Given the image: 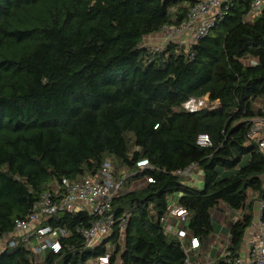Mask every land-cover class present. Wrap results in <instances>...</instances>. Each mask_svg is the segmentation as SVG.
Returning <instances> with one entry per match:
<instances>
[{
	"label": "trees",
	"instance_id": "trees-1",
	"mask_svg": "<svg viewBox=\"0 0 264 264\" xmlns=\"http://www.w3.org/2000/svg\"><path fill=\"white\" fill-rule=\"evenodd\" d=\"M198 1L0 0V236L51 182L95 174L110 158L116 178L130 172L125 185L153 179L115 198L110 264H185L183 244L164 228L170 196L187 209L202 252L216 233L212 210L238 211L215 264L240 255L255 203H264V150L248 137L264 117V10L249 19L252 0H234L189 50L143 44ZM206 95V108L182 107ZM201 133L210 147L197 143ZM144 158L153 168L139 171ZM189 168L202 172V187L178 173ZM92 219L64 213L46 223L75 237ZM74 237L43 264H90L105 253ZM0 264L37 263L21 245L0 252Z\"/></svg>",
	"mask_w": 264,
	"mask_h": 264
},
{
	"label": "built area",
	"instance_id": "built-area-1",
	"mask_svg": "<svg viewBox=\"0 0 264 264\" xmlns=\"http://www.w3.org/2000/svg\"><path fill=\"white\" fill-rule=\"evenodd\" d=\"M234 0H199L193 5L180 25H165L160 32L161 40L155 49L159 50L173 42L178 46L189 50L199 39L207 36L215 25L229 9ZM264 10V0H252L248 18L257 16ZM154 35V34H153ZM152 36V35H151ZM151 48V47H150ZM256 59L245 58L246 63H255ZM208 96L202 98H190L182 107L189 112L198 111L207 107ZM218 102H215L217 105ZM212 105L211 107H216ZM248 137L258 141L264 150V117L252 120ZM197 143L202 147H210L211 138L206 133L199 134ZM139 171L153 168L147 158L137 161ZM192 168L178 171L184 176H190ZM130 176L125 172L122 178H116L113 173L112 160L106 159L102 167L95 174H89L79 180L61 178L54 180L41 197L33 204L25 217L17 219L13 231L0 236V252L17 246H25L34 257V262L43 264L46 260L47 251L58 254L62 251L63 241L74 237L73 232L65 227H53L46 221L54 216L64 213L84 212L93 217L87 228H78L76 239L83 240V249H95L105 247V253L93 257L90 264H110L114 245L111 237L114 234L115 211L113 202L120 194L124 180ZM143 183L152 182L148 177ZM221 203L212 210L216 211L223 207L221 220L222 227L228 230L235 219L240 215L238 211ZM263 201H257L254 208V218L248 230L244 253L237 256L232 264H264V225L261 222ZM213 215V214H212ZM217 216V220H220ZM126 220L121 225L119 241H124L123 231ZM164 228L168 234L181 241L185 252V264H215V259L207 255L205 261L201 260L200 239L188 228V211L185 207L177 204V197H169L168 209L164 216ZM224 241L220 248L223 255L228 242V234L223 236ZM191 254L196 256L192 259Z\"/></svg>",
	"mask_w": 264,
	"mask_h": 264
},
{
	"label": "rangeland",
	"instance_id": "rangeland-1",
	"mask_svg": "<svg viewBox=\"0 0 264 264\" xmlns=\"http://www.w3.org/2000/svg\"><path fill=\"white\" fill-rule=\"evenodd\" d=\"M160 40H161L160 33H154V35L149 36V37H146L144 39L143 44L145 46L151 47L152 49H155V47L159 44V41ZM244 161H245V158L242 160V162H244ZM112 162H113V160H112ZM199 171L200 170H197V169L193 170L192 169L191 172H190V177H188L187 179H188V181H190V178L192 177L194 179V181L193 182H190V183L193 186L202 187L203 186L202 180L198 179L199 178V175H202V172H199ZM225 172H226V170L221 169L220 175H223ZM143 184H144L143 181L140 180V181H137V182L130 183L129 185H127V184L125 185L124 184L121 189L123 191H125L126 188L127 189H135L137 187L143 186ZM221 206H224V204L221 203ZM223 210H224L223 207H221L220 209H218L216 211H213V213H212L213 216L215 217L214 218V222H215V225L216 226H219L220 227L219 221L217 220L216 217L217 216H220V214L218 212L224 213ZM170 236H173V235L170 234ZM212 236H211V238H212ZM211 238L209 239L208 243L205 244V247L203 248V253L201 254V260L202 261H205L206 256H207L206 253H212L214 259H215L216 256H218V255H215L216 250H213V248H212L213 243L211 242ZM244 249H245V244H244V248H243V250H242V252L240 254H243L244 253ZM191 256H192V259L193 260L196 259V256L194 254H191Z\"/></svg>",
	"mask_w": 264,
	"mask_h": 264
},
{
	"label": "crops",
	"instance_id": "crops-1",
	"mask_svg": "<svg viewBox=\"0 0 264 264\" xmlns=\"http://www.w3.org/2000/svg\"><path fill=\"white\" fill-rule=\"evenodd\" d=\"M199 172H201V171H199ZM188 177H190V176H187V178ZM198 179L202 180V175H199V178ZM193 181H194V179L191 177L190 178V182H193ZM213 218H215V217L213 216ZM222 219H223V216H220V220H218L219 221V224H220V227L219 226H216V233L211 238V242L213 243L212 248H213V250H216L215 255H220V248H221V245L223 244V241H224L223 236L225 234H228V229L226 227H222V224H221V220ZM200 250H202V248H200ZM206 254L207 255H211L213 257V254L212 253H206Z\"/></svg>",
	"mask_w": 264,
	"mask_h": 264
}]
</instances>
